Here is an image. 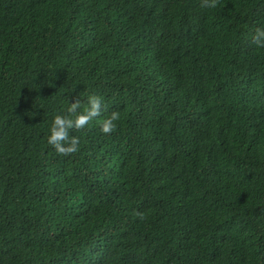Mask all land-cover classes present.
I'll return each mask as SVG.
<instances>
[{"label": "trees", "instance_id": "16d2710c", "mask_svg": "<svg viewBox=\"0 0 264 264\" xmlns=\"http://www.w3.org/2000/svg\"><path fill=\"white\" fill-rule=\"evenodd\" d=\"M257 28L264 0H0V264H264Z\"/></svg>", "mask_w": 264, "mask_h": 264}, {"label": "clouds", "instance_id": "9594fccd", "mask_svg": "<svg viewBox=\"0 0 264 264\" xmlns=\"http://www.w3.org/2000/svg\"><path fill=\"white\" fill-rule=\"evenodd\" d=\"M201 7L213 9L216 7V0H201ZM254 40L258 45L264 46V28L256 29ZM101 104V97L95 94L88 96L87 107L83 111H77L81 106L78 99L68 103L66 109L68 115L56 114L52 118L47 143L58 153L68 155L76 152L78 141L75 136H70V130L85 128L96 121L101 116ZM120 119L119 112H112L99 121V131L102 134L113 133L117 129Z\"/></svg>", "mask_w": 264, "mask_h": 264}]
</instances>
